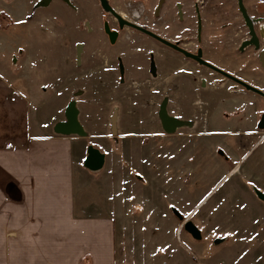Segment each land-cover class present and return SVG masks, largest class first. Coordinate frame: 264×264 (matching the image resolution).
<instances>
[{"label": "rangeland", "instance_id": "374dc122", "mask_svg": "<svg viewBox=\"0 0 264 264\" xmlns=\"http://www.w3.org/2000/svg\"><path fill=\"white\" fill-rule=\"evenodd\" d=\"M40 1L0 0V83L43 90L36 101L40 111L32 114L41 124L65 121L68 104L76 102L87 132L86 154L93 147L105 156L102 169L83 177V197L92 215L114 221L116 264H264V201L258 196L264 195V130L258 127L264 100L236 93L230 115H223L215 94L194 92L202 77L210 81L194 63L183 59V72L172 69L157 78L144 74L153 43L129 30L112 51L105 49L103 22L109 15L99 0H71L75 9L61 0L36 8ZM108 1L140 25L151 17L150 30L163 38L185 37L174 1L159 18L160 0ZM210 3L183 0L187 21L195 18V5L211 21ZM204 32L211 60L213 30ZM163 54L177 59L172 51ZM117 55L124 66H133L122 78L114 71ZM254 69L252 64V74ZM165 99L169 115L193 120L192 126L168 135L158 115ZM199 100L207 102L203 110L195 105ZM207 127L214 134H205ZM237 165V173L224 181ZM0 215H6V143L0 149ZM187 219L199 239L185 229Z\"/></svg>", "mask_w": 264, "mask_h": 264}, {"label": "crops", "instance_id": "0c3cea01", "mask_svg": "<svg viewBox=\"0 0 264 264\" xmlns=\"http://www.w3.org/2000/svg\"><path fill=\"white\" fill-rule=\"evenodd\" d=\"M23 88L0 83V149L6 143L0 264H116L114 221L92 215L83 197V177L93 172L84 165L85 139L56 134L60 118L33 121L43 90ZM234 103L221 113L230 115Z\"/></svg>", "mask_w": 264, "mask_h": 264}, {"label": "flooded vegetation", "instance_id": "af4514ba", "mask_svg": "<svg viewBox=\"0 0 264 264\" xmlns=\"http://www.w3.org/2000/svg\"><path fill=\"white\" fill-rule=\"evenodd\" d=\"M170 1L175 2L177 17L179 19L180 25L183 26L182 34L185 35L183 39L175 42L163 38L150 30L147 23L152 21L151 17H144L145 21L147 22L140 25L139 23L127 20L124 17L125 15L116 11L111 5L110 6L120 17L123 18L124 21L156 34L157 36L166 39L172 44L184 49L188 53L194 54L196 56L201 54L200 58L205 63L211 65V67L186 57L183 53L165 45L161 41L137 29L136 27L122 24L112 13L106 11L100 3L103 10L109 15V20L106 19L103 22L104 38L102 44L104 45L105 49L112 51L122 41L124 31L129 30L135 35H143L147 37L151 43H153L151 48L148 47V68L147 73L146 69L145 71H142L144 74H149V76L152 78H157L162 72H169L172 69L178 70V72H183L182 64H184L186 61H189L199 67L198 72L200 74L203 75L206 73L205 71H207V74H209L208 76L210 77V81H208L207 78H201L198 85V88L200 89L197 91L198 95H200L202 92H210L211 94H215L216 97L218 96L219 102L223 104H232L236 93L238 94L239 98H246L249 97L250 94H253L264 100V0H211V21H208L203 16V11L200 10L198 5L194 6L195 18L193 20L187 21L185 17L183 0H163L162 8ZM203 4L204 6L202 8L205 10L207 8V6H205V1ZM144 13L145 9L142 11V15ZM156 17L159 18L160 13L159 16ZM207 28L213 30L212 41L209 45L211 49V60L206 58L207 51L205 48L208 46L203 44V37L205 33L204 30ZM107 29L109 32H107ZM156 43L157 45H155ZM169 51H172L177 59L168 61L163 53ZM110 56H112V54ZM105 57H107V54L102 56V58ZM183 59H185V62ZM116 61L117 65L114 71L117 72L121 78L133 68L132 65L127 63V66H124V61L120 55H117ZM252 64L256 67V69L253 70V74ZM195 105H199L200 109L203 110L204 106H207V102L199 100ZM263 116L264 113L261 115V119L258 122V127L263 120ZM195 122L198 124L197 121ZM208 122L209 121L206 122L207 126ZM190 123L192 124L194 121L191 120ZM208 130V127L205 128L204 133L209 135L214 134V132L207 133ZM246 134L251 135L252 133H243L241 135ZM262 142L263 139L257 144V146ZM253 150H251L243 158L242 162L251 155ZM235 169H239V166L237 165L230 172L228 175L229 178L234 175L233 171ZM228 177L224 181H227L229 179ZM211 195L212 194H210L208 198H206V200H204L202 204L198 206V209L204 205Z\"/></svg>", "mask_w": 264, "mask_h": 264}, {"label": "water", "instance_id": "95a60500", "mask_svg": "<svg viewBox=\"0 0 264 264\" xmlns=\"http://www.w3.org/2000/svg\"><path fill=\"white\" fill-rule=\"evenodd\" d=\"M62 1L65 2L72 9H75V6L72 4L71 0H62ZM99 1H100L101 5L103 6L104 9L106 11L112 13L122 24H126V25H129L131 27H136L137 29H139V30L147 33L148 35L154 37L155 39L161 41L165 45L170 46V47L174 48L175 50L183 53L186 57L194 59L201 64H204V65L211 67V65L205 63L200 58L201 54L199 56H196L194 54L188 53L184 49L172 44L170 41L163 39V38L157 36L156 34L149 32V31H146V30L142 29L141 27H138L132 23L124 21L123 18L120 17L114 11V9L110 6V4L108 3L107 0H99ZM50 3H51V0H41L37 4L36 8L47 7V6H49ZM162 5H163V0L160 1V3H159V6H158L157 11H156V16H159ZM107 32H109L108 29H107ZM76 49H77V65H80L81 61H82V54H83L84 45L80 43L77 45ZM249 89H250V87H249ZM167 106H168V100L165 99L160 106V110H159L158 115H159V119H160L161 124H162V128L168 135L174 134L178 128H181L183 126H191L192 125L191 123L185 122V121L180 120L174 116L169 115L168 110H167ZM79 116H80V111L77 108L76 102H74V101L70 102L68 104L66 110H65L66 120L61 121L55 125V128H54L55 133L59 134V135H64V136H78L80 138H86L87 132L85 131L83 125L81 124ZM112 127H113V131H114L116 128L115 127V117H113V119H112ZM259 128L262 130L264 129V116H263V120H262L261 124L259 125ZM104 164H105L104 154H102L98 149L90 147L88 150L87 159L85 160V166L91 171H98V170L103 168ZM258 196L260 199H262L264 201V195L262 193H258ZM184 225H185V229L188 232H190L194 238H196V239L200 238L201 234L192 222H189L187 219V220H185Z\"/></svg>", "mask_w": 264, "mask_h": 264}, {"label": "bare ground", "instance_id": "6f19581e", "mask_svg": "<svg viewBox=\"0 0 264 264\" xmlns=\"http://www.w3.org/2000/svg\"><path fill=\"white\" fill-rule=\"evenodd\" d=\"M139 17L138 16H136V19H138ZM238 168V167H237ZM237 170L238 169H235L234 171H233V174H235L236 172H237ZM229 178V177H228Z\"/></svg>", "mask_w": 264, "mask_h": 264}]
</instances>
